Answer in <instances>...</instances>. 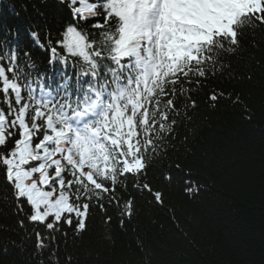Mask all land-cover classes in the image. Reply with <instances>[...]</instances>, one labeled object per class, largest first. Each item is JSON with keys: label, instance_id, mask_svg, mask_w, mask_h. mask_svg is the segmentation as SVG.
Segmentation results:
<instances>
[{"label": "snow or ice", "instance_id": "snow-or-ice-1", "mask_svg": "<svg viewBox=\"0 0 264 264\" xmlns=\"http://www.w3.org/2000/svg\"><path fill=\"white\" fill-rule=\"evenodd\" d=\"M57 3L69 18L29 22L27 36L58 75L14 43L18 29L0 36V197L33 225L46 264H61L58 237L83 234L94 214L124 228L141 200L163 206L157 182L195 198L173 155L179 130L209 80L264 44V0ZM205 95L209 107L230 98Z\"/></svg>", "mask_w": 264, "mask_h": 264}, {"label": "trees", "instance_id": "trees-1", "mask_svg": "<svg viewBox=\"0 0 264 264\" xmlns=\"http://www.w3.org/2000/svg\"><path fill=\"white\" fill-rule=\"evenodd\" d=\"M53 16L69 18L57 0H0V36L5 27L18 29L14 43L59 74L27 36L29 22L51 24ZM212 88L230 98L209 107L205 93ZM194 98L200 107L179 130L173 155L200 187L195 198L157 182L163 206L141 200L124 228L94 214L83 234L58 237L61 264L66 255L73 264H264V44L231 60ZM21 218L0 197V264H46L49 253L37 252L33 225L25 220L22 228Z\"/></svg>", "mask_w": 264, "mask_h": 264}]
</instances>
